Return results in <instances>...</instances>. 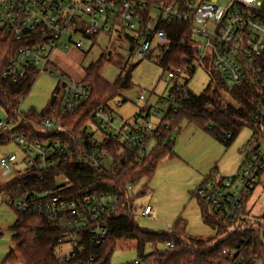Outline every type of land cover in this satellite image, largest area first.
Returning a JSON list of instances; mask_svg holds the SVG:
<instances>
[{
  "label": "built area",
  "instance_id": "obj_1",
  "mask_svg": "<svg viewBox=\"0 0 264 264\" xmlns=\"http://www.w3.org/2000/svg\"><path fill=\"white\" fill-rule=\"evenodd\" d=\"M264 0H0V29L11 32L21 44L4 72L12 81L35 71L55 78L64 86L59 117H45L40 124L21 111L15 118L0 119L1 131H13L9 143H16L22 156L5 153L0 166L14 176L7 183L6 203L20 212L43 217L60 230L58 247L68 246L58 259L63 264H94L92 248L107 240L108 220L124 207L131 213L132 191H98L95 186L83 187L71 179L76 167L110 168L114 156L110 149L100 148V141H115L121 146L118 154L128 150L138 154V163L147 158L160 143L173 139L172 120L188 97L189 78L198 68H212L220 73L225 84L242 83L255 86L260 101L252 113V135L242 150V162L232 176H223L217 169L209 173L197 189L199 198L219 216L237 222L247 208V197L260 184L264 173V20L259 9ZM182 22L191 31L194 48L191 66L168 69L172 82L165 116L153 125L146 118L151 106L143 108L134 122L128 123L115 110L124 100H113L101 107L84 124L70 128L69 115L77 114L91 96V88L60 70L54 61L58 50H84L87 41L94 43L100 34L122 37L148 56L155 44L161 50V61L171 46L162 22ZM132 32V34L126 32ZM182 76L186 79L181 81ZM148 99L140 94L135 103ZM162 110L157 109L160 116ZM34 127L33 133L20 128ZM39 135L41 138H37ZM231 138L224 133L223 140ZM111 159L108 164L107 160ZM73 168V169H72ZM147 205L143 216L150 215ZM167 247L174 244L167 242ZM264 252V249H263ZM232 258L233 255L223 250ZM264 264L263 255L247 261L239 255L232 264ZM128 264H150L136 258Z\"/></svg>",
  "mask_w": 264,
  "mask_h": 264
},
{
  "label": "trees",
  "instance_id": "obj_2",
  "mask_svg": "<svg viewBox=\"0 0 264 264\" xmlns=\"http://www.w3.org/2000/svg\"><path fill=\"white\" fill-rule=\"evenodd\" d=\"M259 15L264 20V2L259 9ZM160 27L168 32L171 39L170 49L160 64L165 70L177 66L190 67L195 55L190 43V27L175 21L162 22ZM20 44L11 32L0 29V107L8 118H15L18 111H21V102L27 97L38 77V72L35 71L16 82L4 77V72ZM107 59L106 55L102 54L98 62L86 69L83 83L91 88V96L83 102L77 114L64 118L70 128L81 126L92 118L95 111L108 106L123 91L133 86V66L123 67L113 83L102 78L100 71ZM208 74L211 80L202 93L196 94L189 89L181 110L171 122L172 129L179 127L183 120H188L203 127L225 146H230L244 128H251L252 113L259 104L260 93L249 83L232 87L226 85L221 75L212 68L208 69ZM63 98L64 86L57 83L46 108L40 111L32 109L21 112L38 125L45 117L61 115ZM20 131L33 133L34 127L27 129L25 125ZM225 132L231 133V138L227 141L223 140ZM12 134L13 131L0 130V146L9 144ZM35 136L41 138L39 135ZM98 145L100 148H108L112 151L114 156L112 166L97 168L86 165L72 168L71 179L83 187L93 185L98 191L120 192L122 195L127 191L128 185L135 187L143 178L152 180L159 163L166 157L175 156L173 139L160 142L140 163L136 152L125 150L118 154L121 146L115 141L107 143L100 141ZM6 184L2 187L5 190L8 185ZM133 198L132 195L131 204ZM199 200L203 204L204 222L216 228L217 236H223L217 243H211L210 239L188 238L183 218H178L173 227L167 231L142 230L136 222L134 206L131 213L127 207H124L116 211L108 220L109 234L106 242L92 248L91 251L96 256L94 264H112L111 257L120 240L135 241L138 257L150 264H232L239 255H243L247 261L252 260L255 255H263L262 218L250 219L245 211L237 222H229L220 217L209 204L200 198ZM16 211L17 219L10 229L17 242L18 255L11 251L4 262L13 263L22 258L25 264H63L56 255L60 230L51 226L41 216ZM167 242L173 243L174 246H165ZM223 250L228 251L230 255L234 254L233 257L226 256Z\"/></svg>",
  "mask_w": 264,
  "mask_h": 264
},
{
  "label": "rangeland",
  "instance_id": "obj_3",
  "mask_svg": "<svg viewBox=\"0 0 264 264\" xmlns=\"http://www.w3.org/2000/svg\"><path fill=\"white\" fill-rule=\"evenodd\" d=\"M228 0H220L226 4ZM130 34L132 32L126 31ZM94 43L87 41L85 49L58 50L54 58L57 67L75 80H82L93 63L98 62L105 54L108 58L101 68L100 75L106 81L113 83L120 75L123 67H131L133 86L123 91L116 100H125L123 106H111L128 123L134 122L139 112L151 106L150 115L146 118L151 124H157L165 116L168 108L162 99L167 98L172 82L167 77V70L160 64L161 50L153 45L150 55H142L136 46L116 35L109 37L100 34ZM218 73V72H217ZM220 74V73H219ZM186 79L182 76L181 81ZM211 80V76L202 68H198L196 75L189 78L188 87L196 94H200ZM57 87L55 78L41 74L37 77L27 97L22 100L20 109L28 112L32 109L40 111L49 104ZM144 94L148 101L135 103V99ZM161 109L160 116L156 115ZM6 114L0 107V119ZM250 127L244 128L232 141L230 146L217 140L210 132L188 120H183L179 127L174 129L175 156L162 160L152 180L143 178L133 189V206L136 222L140 229L151 232H163L173 227L178 218L186 223L188 238L211 240L217 243L223 236H217L215 227L204 222L202 218V203L196 194L197 189L209 173L217 169L223 176H232L242 162V150L251 134ZM5 153H16L22 156V150L16 143L0 146V157ZM111 163V159L107 160ZM14 173L6 171L0 166V264H25L22 258L16 262H7L5 259L11 251L18 255L17 242L13 238L10 226L17 219V211L6 201V190L2 188ZM202 179V180H201ZM264 182V173L260 183ZM150 204L153 208L150 215L143 216L144 206ZM264 223V218H263ZM68 247V246H67ZM66 246L58 247L56 255L68 250ZM138 258L136 242L120 240L112 254V264H127ZM262 264V263H257Z\"/></svg>",
  "mask_w": 264,
  "mask_h": 264
},
{
  "label": "crops",
  "instance_id": "obj_4",
  "mask_svg": "<svg viewBox=\"0 0 264 264\" xmlns=\"http://www.w3.org/2000/svg\"><path fill=\"white\" fill-rule=\"evenodd\" d=\"M58 53L59 51L55 53L54 58L58 55ZM203 178H205V176ZM147 205H150V204H146L144 208ZM246 214H247L246 216L250 219H261V218L263 219L264 218V182L263 180L253 190L248 200V203H247Z\"/></svg>",
  "mask_w": 264,
  "mask_h": 264
}]
</instances>
